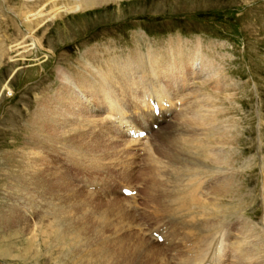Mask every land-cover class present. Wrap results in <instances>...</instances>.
Instances as JSON below:
<instances>
[{
    "label": "rangeland",
    "instance_id": "1",
    "mask_svg": "<svg viewBox=\"0 0 264 264\" xmlns=\"http://www.w3.org/2000/svg\"><path fill=\"white\" fill-rule=\"evenodd\" d=\"M76 1L67 0L63 5V2L56 4L54 0H0V264H85L81 261L80 255L88 253L85 250L92 242L91 234L90 232L79 234L76 230L78 225L68 226L66 220L77 212L80 215L83 209V211L87 210L85 213L89 217L94 214L97 216L109 213L110 228L116 227L118 237L128 235L133 230L131 221L124 217L123 223L119 222L110 210L112 204L108 203V200L114 199L117 193L119 196L122 195L119 190L121 186H133L135 187L133 189L137 190L135 197H137V208L140 214L135 215L133 208L132 212L144 231H146L145 224H148L149 228H154L160 219L168 216L164 210L166 205H169L168 201L158 195L162 192L161 185L153 191L154 195L149 194L145 192L147 185L135 174L134 170L138 168V163L131 165V154H129L133 151L126 152L127 150L122 151L118 148L117 152L116 150L102 152L96 144L88 147L85 144L84 147L79 146V143H83L84 136L90 137L86 132L88 130L85 131L80 126H76L68 135L60 131H58L60 133H52L55 134L52 139L49 134L36 135L34 140L28 138L27 131L31 129L30 122L34 113L42 110L43 107L48 113L49 110H54L53 102L57 100L56 89L59 85L56 77L58 67L75 72L81 71L80 64L82 62L84 64L89 58L97 67L108 70L106 66L110 60H115L111 58L114 55L120 56L114 57L120 58L116 59L118 64L127 63L129 59H136L129 54L136 45L133 38H141L144 49L154 50L151 56H159L160 51L163 52L162 54L166 53L159 58V60H166L167 54H170L166 51L170 46L169 41L174 40L171 43L175 44L173 47H180L185 53L180 58H185L187 55V60L183 59L187 72L197 73L198 71L200 75L201 66L199 65L202 64L203 59V64L206 63L205 67L208 70L204 68V73H210L209 78L212 75L214 81L217 80L216 83H218L222 82V79L217 78L215 71L218 73L223 71L222 74L223 76L225 74L226 80L223 79L222 83H226L232 98V93L237 95L236 102L234 98L233 100L231 98L232 101L225 99L216 101L225 110L221 117L232 124L228 133L230 131L231 137H235L231 143L234 147L231 148V145H228L226 149L233 157L236 154L234 165H243L247 158L252 160L258 149L262 121L260 115L264 120V0H111L84 10L76 8ZM177 42L180 43L177 44ZM107 46L110 47V55L108 54L110 58L107 52L105 54ZM197 48H199L197 53L201 52L200 54L204 57L192 62L189 59L191 55L200 57L199 53L198 55L195 53ZM87 51L88 54H85ZM113 53L114 55H111ZM132 67L136 68V65ZM118 69L121 72L122 68L119 65ZM123 71L128 72L126 69ZM148 76L145 75L143 80L146 81ZM205 77L207 78V75ZM143 83L141 87L144 88ZM213 84L214 82H209L207 88ZM201 85L199 78L196 77L195 86ZM176 110L178 111L179 107ZM56 118L60 120V116L56 114L54 118L52 117V122ZM167 121L170 123V120ZM63 129L65 130L64 126L58 130ZM92 139L96 141L95 138ZM27 144L42 147L40 155L33 150L25 151ZM77 150L79 152L77 153L80 155L82 153V156L76 155ZM86 151H90L88 155L92 152V155H89L90 161ZM119 151H122L121 154ZM27 152L30 155L26 154ZM95 152L98 154L100 152L101 155L98 156ZM133 153L138 157L135 152ZM121 158H124L122 160L124 163L120 161ZM262 158L256 161V168L249 169L247 174L239 173L238 180L243 184L245 182V185L248 181L250 186L261 190L264 183L261 171L264 161ZM104 159L113 161V164H108V161L105 163ZM99 160L101 164L98 163ZM75 162H78L79 166ZM90 162H93L97 168L85 167ZM119 166L122 167L119 168ZM140 169H143V165ZM93 170H98L96 177L103 182L100 185L104 187L105 183L109 182L112 190L92 196L79 195L76 185L83 186L81 180L84 179H79L80 176L90 179L92 177L89 178L88 173L91 171L93 173ZM166 171L171 170L167 168ZM35 172L46 178L49 184L38 192L30 185L35 183L31 180ZM213 178L212 175L202 177L201 186L211 189L215 185ZM209 179L212 180L210 184H208ZM242 179L245 180L242 181ZM184 184H186L183 185L184 187H188V182ZM56 186L59 188L56 189ZM73 190L77 192V195ZM201 191L204 192L200 190V194ZM68 193L71 197L66 195ZM168 193L171 194V192ZM247 198L252 200L250 195ZM251 203L243 207L242 216L244 219L247 217L256 221L263 213L264 206L261 200L252 206ZM178 217L189 220L186 215ZM237 218L232 222L238 221ZM183 220L180 219L181 224L171 220L172 223H170L174 225L173 233L178 236L192 237L193 225H185L187 220ZM42 230L47 231L46 236L49 237L51 244L48 247L41 241L33 244L27 240L33 235H37L39 240L42 237L40 234ZM58 234L61 235V239L57 238ZM83 238L87 241L82 240ZM170 239L172 238L169 237ZM170 242L172 245L165 244V247L173 248L180 245L179 240L177 243Z\"/></svg>",
    "mask_w": 264,
    "mask_h": 264
},
{
    "label": "bare ground",
    "instance_id": "2",
    "mask_svg": "<svg viewBox=\"0 0 264 264\" xmlns=\"http://www.w3.org/2000/svg\"><path fill=\"white\" fill-rule=\"evenodd\" d=\"M54 1L56 4H62L63 2V5H65L64 2L67 0ZM107 1L111 0H77L76 8L84 10L95 5L99 6ZM133 40L136 45L129 54L136 59L131 60L128 58L129 62L124 64H118L116 61L120 58H114L120 56L114 55V53L111 54L114 56H109L110 47L107 46L105 54L107 52L109 58L115 59L108 62L106 66L108 70L97 67L94 62L91 63L89 58L86 59V64H83V62L80 64L81 71L77 70L75 72L68 68L58 67L56 77L59 85L56 89L58 91L57 100L53 102L55 105L53 107L54 110H49L48 113L46 108L43 107L42 110L39 108L41 111L38 110L34 113L31 119L32 123L30 122L31 129L27 131L30 139H33L36 135L45 134H49L50 139H52L55 136L52 133L60 131L62 134L68 135L76 126H80L85 131L88 130L86 132L89 133L91 138L82 137L83 143H79V146L84 147L86 145L88 147L96 144L97 147L99 145L102 152L114 151L118 148L122 151L127 150L126 152L131 150L138 156L136 157L133 152L129 153L131 154V165L138 163V168L134 172L147 185L145 192L153 194L158 185H161L162 192L157 193L168 201L169 205H166V209L163 208L168 216L160 219L154 228H149L148 224H145L146 231H144L143 226L135 216L140 214L137 208V197H135L137 190L133 189L135 188L133 186H121L119 190L122 195L119 196L117 193L114 199L108 200V203L112 204L110 210L119 219V222L122 221L123 223L124 217L131 221L133 230L129 234L127 232L128 235L124 237L117 236L116 227L114 229L110 228L109 213H102L97 216H94L96 215L94 214L89 217L85 213L87 210L83 211V209L80 215L78 212L72 214L66 220V224L68 226L78 225L76 230L79 234H84L85 232H90L91 234L90 241L92 242L89 244L90 247L85 250L88 253L80 255L81 261L85 264H264V208L263 213L259 215L256 221L247 217L244 219V216H242L243 207L249 205V202H252L250 204L252 206L258 200H261L264 206V183L261 190H258L259 188L255 189L254 186H250L248 181L247 185H245V182L243 184V182L238 180L237 176L239 173H242V175L247 174L249 169L252 170L256 166V161L264 156L263 116L260 115L262 120L259 129L260 138L254 158L252 160L247 158L243 165L235 166L234 159H236V154L233 157L226 149L235 140L234 136L231 137L230 131L228 133L230 126L232 128V124L226 118L221 117L225 110L216 103L218 99L224 101V99L231 100L232 98L226 83H222L223 79L226 80L225 74L224 76L222 74L223 71L220 73L215 71L217 78L222 79V82L216 83L217 80L214 81L212 75L209 78L210 73H204V68L205 70L207 68L205 67L206 63L203 64V59L201 60L202 64L199 65L201 66L199 69L201 76L198 71L197 73L186 71L184 60H187V55L185 58H180L185 53L180 47H173L175 44L171 43L174 40L169 41L170 46L166 51L170 52V54H167L166 60H159L160 56L162 57L166 53L162 54L163 52L160 51L159 56H151L154 50L151 48L144 49L141 38H133ZM198 49L195 50L197 55L199 53H197ZM85 54H88V51ZM85 54L83 55L84 60L86 58ZM202 57L204 56L201 54L200 57L191 55L189 59L194 62ZM117 64L123 70H128V72L122 69L120 72ZM135 65L136 68L132 67ZM122 75L125 76L122 77ZM145 75H149L146 81L143 80ZM205 75H207V78ZM196 77L199 78L201 86H195ZM209 82H214V84L209 85L207 88ZM141 83H143L144 88L141 87ZM232 94L236 102L237 95L235 93ZM42 105H39V107H42ZM155 105L159 106L158 113L154 112ZM177 107H179L178 111L176 110ZM56 114H58V117L60 116V120L56 118L57 120L55 119V122H52V117L54 118ZM167 120H170V123ZM156 125L157 127H155ZM63 126L65 130H58L62 129ZM141 132H145V134L141 135ZM92 138H95L98 142ZM233 147L231 145V148ZM24 149L25 151L33 150L39 154L43 148L27 144ZM22 151L24 152V150ZM122 151H119L120 154ZM83 152L85 153L84 148ZM88 152L86 151V154ZM238 152L240 154V150ZM78 153L76 155H80ZM100 155L99 152L98 156ZM80 156H82V153ZM104 156L103 158H105ZM124 158H121L120 161ZM90 159L91 157L88 160L90 161ZM262 159L264 160V158ZM104 161L105 163L108 161V164H113V161L105 159ZM78 162H75V164ZM98 163L101 164V160ZM262 163L261 171L264 176V161ZM131 165L129 164V166ZM141 165H143L142 170L140 169ZM88 166L97 168L93 162L85 165L87 168ZM73 168L78 169V167ZM167 168L171 171H166ZM97 171L93 170V173L92 171L88 173L89 178L90 176L92 177L90 179L86 178V176H80L79 179H84L81 180L83 186L80 184L76 185L79 195L92 196L99 193H108L112 190L109 182L105 183L104 187L100 185L102 181L97 179ZM105 171L107 172V170ZM61 172L63 173V171ZM54 173L53 175H56ZM33 174L31 180L35 183L30 185L37 192L39 189L46 188L49 185L47 184L48 180L46 181V178L40 173L35 172ZM115 174L117 173L115 172ZM103 175L101 174V176ZM209 175L214 177L215 185L211 189L202 187V182L200 181L202 177ZM245 179H242V181ZM210 181L212 180L209 179L208 184H210ZM185 182H188L187 186L189 188L183 186L186 185L184 184ZM59 186H56V189ZM184 188L187 190L186 192ZM200 190H204L205 195L203 191L200 194ZM127 191H132V194L127 195ZM73 192L75 191L73 190ZM73 192L71 191V194ZM168 192H171V194ZM75 194L77 195V192ZM248 195L252 197V200L247 198ZM72 197H74V193ZM79 197L82 198L81 196ZM35 200L37 199L35 198ZM132 208L136 213L135 215L132 212ZM184 215L188 216L187 218L189 219H186L185 225H193L192 237L186 235L178 236L173 233L174 225L171 224V220L181 224L180 219L183 220L185 217L179 218L178 216ZM236 217H238V221L232 222ZM40 234L42 237L40 236L39 240L37 235L30 236L27 240L33 244L41 241L45 246H50L49 237L46 236L47 231L42 230ZM158 236H162L163 240L159 241ZM169 237L172 239L169 240ZM57 238L61 239V235L58 234ZM82 240L87 241L86 238ZM178 240L180 245L173 248L165 247V244L172 245L170 241L177 243Z\"/></svg>",
    "mask_w": 264,
    "mask_h": 264
}]
</instances>
